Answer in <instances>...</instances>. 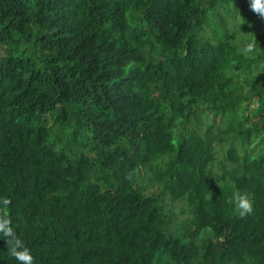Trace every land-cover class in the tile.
Segmentation results:
<instances>
[{
  "label": "trees",
  "instance_id": "trees-1",
  "mask_svg": "<svg viewBox=\"0 0 264 264\" xmlns=\"http://www.w3.org/2000/svg\"><path fill=\"white\" fill-rule=\"evenodd\" d=\"M0 196L34 264H264V15L0 0Z\"/></svg>",
  "mask_w": 264,
  "mask_h": 264
},
{
  "label": "clouds",
  "instance_id": "clouds-1",
  "mask_svg": "<svg viewBox=\"0 0 264 264\" xmlns=\"http://www.w3.org/2000/svg\"><path fill=\"white\" fill-rule=\"evenodd\" d=\"M250 7L264 15V0H250ZM252 46V44L248 45L249 48ZM235 202L239 216L244 217L253 211V199L249 193H236ZM10 204L11 200L8 196H0V208ZM0 238L6 241L10 255L18 264H34L35 256L32 248L18 234L14 218L7 213L0 214Z\"/></svg>",
  "mask_w": 264,
  "mask_h": 264
}]
</instances>
